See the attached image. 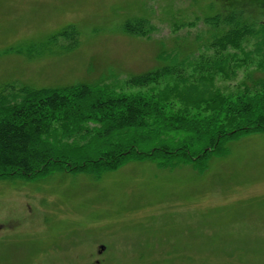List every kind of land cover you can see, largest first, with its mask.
I'll use <instances>...</instances> for the list:
<instances>
[{
	"label": "rangeland",
	"instance_id": "1",
	"mask_svg": "<svg viewBox=\"0 0 264 264\" xmlns=\"http://www.w3.org/2000/svg\"><path fill=\"white\" fill-rule=\"evenodd\" d=\"M262 1L0 0V91L86 83L132 93L130 78L176 55L190 61L160 86L180 76L198 84L203 74L228 93L260 78L264 61L251 36L238 61L208 74L199 58L213 54L210 17L236 9L257 30ZM226 146L203 172L142 158L99 178L62 170L0 178V264H264V131Z\"/></svg>",
	"mask_w": 264,
	"mask_h": 264
},
{
	"label": "trees",
	"instance_id": "2",
	"mask_svg": "<svg viewBox=\"0 0 264 264\" xmlns=\"http://www.w3.org/2000/svg\"><path fill=\"white\" fill-rule=\"evenodd\" d=\"M238 14L229 9L210 17L214 30L207 49L213 54L199 58L211 66L205 69L208 74L212 66L222 71L224 64L238 61L235 52L243 51L251 36L256 38L254 51L264 61V26L256 30L254 20ZM133 22V27L126 25L128 30L142 34L144 19ZM175 56L169 64L130 78L127 84L138 88L132 93L86 83L9 85L6 94L3 87L0 178H43L61 170L99 178L142 158L164 168L188 163L203 172L210 157L228 153L229 140L264 131V65L260 78L247 76L249 84L228 93L211 89V79L203 74L198 84L178 75L172 85L160 86L163 78L178 73L177 65L190 61V56L181 62Z\"/></svg>",
	"mask_w": 264,
	"mask_h": 264
},
{
	"label": "flooded vegetation",
	"instance_id": "3",
	"mask_svg": "<svg viewBox=\"0 0 264 264\" xmlns=\"http://www.w3.org/2000/svg\"><path fill=\"white\" fill-rule=\"evenodd\" d=\"M102 250H103V247L101 246L100 249L97 250V253L98 254L101 253ZM93 262L98 263L99 261H98V259H94Z\"/></svg>",
	"mask_w": 264,
	"mask_h": 264
}]
</instances>
